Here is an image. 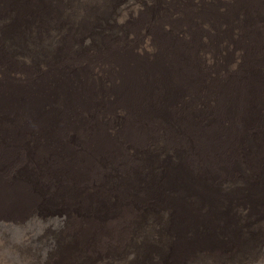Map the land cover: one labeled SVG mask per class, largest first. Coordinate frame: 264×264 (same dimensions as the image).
<instances>
[{"label": "bare ground", "instance_id": "obj_1", "mask_svg": "<svg viewBox=\"0 0 264 264\" xmlns=\"http://www.w3.org/2000/svg\"><path fill=\"white\" fill-rule=\"evenodd\" d=\"M149 2V12L146 6L136 9L141 15L138 24L117 21L127 25L112 31L105 22L98 35L91 24L108 17L115 3L122 6L119 18L125 19L130 2L45 0L38 14L41 21L27 19L28 10L22 8L27 20L22 21L24 24L14 18L10 24L0 23V37L9 26L11 34V42L0 46V55L10 52L28 67L40 63L43 74L61 67L59 72L64 76L60 72V80L68 79L73 88L78 84L79 106L90 112L83 121L73 123L61 117L44 121L38 127L43 136L21 139L6 128L11 112L7 109L0 116V159L26 154L30 159L37 155L49 164L65 161L69 170L75 168L73 174L83 173L82 181H75L78 185L85 189L91 182L97 185V196L87 197V206L91 202L96 205L95 217L87 229L77 228L82 231L79 246L72 247L66 260L62 258L65 264L79 248L101 247L117 254L131 240L142 257L141 264H168L171 251L182 248L196 233L202 237H194L202 241V252L192 261L245 264L264 242V0ZM9 12L8 8L0 9V21ZM163 23L168 25L166 32L160 31ZM217 28L221 36L214 37ZM132 39L142 45L143 52L150 48L152 56L147 65L137 58L127 61L122 54H110L96 63L105 85L89 105L82 106L90 84L84 75L78 77L83 78L85 87L78 77L73 81L68 76L71 60L78 61L77 68L85 67L91 62V53L126 46ZM169 58L174 62V78ZM97 80H93L95 86L100 82ZM41 87L45 97L50 87ZM61 88L60 84L59 94ZM175 94L179 103L169 113L164 109ZM64 101L72 103L70 97L62 96L59 106ZM159 101L166 107L160 112L158 108L152 110ZM3 106L11 108L12 104ZM17 107L18 122L26 124L43 104L39 108ZM238 161H242L245 173L236 172H242ZM241 213H246L245 218L241 219ZM239 219L242 232L238 235ZM212 231L232 245L246 236L249 239L242 248L218 244L216 252ZM76 243L73 236L68 245Z\"/></svg>", "mask_w": 264, "mask_h": 264}, {"label": "rangeland", "instance_id": "obj_2", "mask_svg": "<svg viewBox=\"0 0 264 264\" xmlns=\"http://www.w3.org/2000/svg\"><path fill=\"white\" fill-rule=\"evenodd\" d=\"M35 1L29 3L19 0H0V9H10L8 17H6L4 21H0V23L10 24V21L14 18V21H18L22 25L24 24L22 21H27L25 15H27V19H32L31 21H35L34 18L41 21L38 14L41 10L42 2L45 0ZM118 2L127 4L130 2V4H128V9L130 11L126 18H119V14L122 13L119 9L122 6L117 7L115 3L108 17L103 16L102 18H98L96 22L91 24L94 34L98 35L102 33V26L105 22H108L107 26H110L112 31H114L118 25L122 27L127 25V23H118L117 21H130L133 22V25L136 23L138 24V21L141 20V15L136 13V9L144 10L146 6L147 13L151 8L148 7L150 3L149 0H118ZM37 5L39 7H36ZM22 8H24L25 11L26 9L28 10L25 12V15L24 11L22 12ZM16 9L17 16L15 17ZM219 9L223 10L221 8ZM88 21L92 20L90 19ZM176 21H180V19L177 18ZM130 22L128 26H130ZM230 22L233 23L231 29L235 32L236 23L232 16ZM203 25L204 23L201 24V27ZM18 28H20V24L19 26L16 25L12 31L16 32ZM167 28L168 25L163 23L160 27V31L166 32ZM219 36H221V31L217 28L214 37ZM10 38L9 26L5 30V34L0 37V46H4L3 42L10 41ZM100 40L104 41L105 38L102 37ZM91 43L93 44L94 42L91 41ZM141 47L142 45L140 43L137 44L134 39H132L126 46L111 47L101 53H91V55H88L90 58L92 57L91 62L85 67L79 66L77 68L75 63L78 64V61L71 60L68 66V76L70 75L73 81H77L79 78V84L85 87L83 78L80 76L78 77V74L84 75L85 79L87 77L85 81L90 84L87 92L83 96V105H81H89L94 95L100 93V89H102L101 85H105L106 83L104 76H100L98 63H101V61L110 54H122L127 61L137 58L147 65L152 56L151 50L146 47L143 52ZM4 49L6 48L4 47ZM16 58L17 56L10 52H1L0 55V116L7 109H11L9 125L6 128L14 137L18 136L21 139H25L29 136H43V130L38 127L42 125L44 121H54L56 119L55 117H61L66 119L67 122L73 123L74 121L78 122L79 119L83 121L84 117L90 114L89 111L79 106L80 98L78 95L80 91L78 84L74 83L75 87L73 88L71 83L67 82L68 79L60 80L61 71L59 72V70L61 67L58 66L59 70L53 73L43 74L39 72L41 67L40 63H37L36 67H28L27 64L22 65ZM145 58L148 59L145 60ZM173 64L174 62L169 58L170 74L174 78L175 73L171 67ZM159 65L164 64L159 63ZM100 70L104 69L100 68ZM62 72L61 76L63 78L64 72ZM92 79L94 81L97 79L100 80L97 86H95V82ZM60 84L62 88L59 94ZM41 86L52 87V90L48 88L46 91L47 94L43 97V89ZM88 90L90 91L88 92ZM178 90L182 96H185V93L180 88H178ZM186 91H188V89H186ZM34 93L35 99H33ZM62 96L70 97L73 104L64 101L63 106H59ZM187 102L188 104L191 103L190 100ZM178 103L179 100L176 95V97L170 101V105L164 110L172 113L171 107L173 106L176 109V104ZM3 104H12V106L9 108L3 106ZM19 104L25 105L26 108L28 106L31 108H39L42 104L43 107L29 118L26 124H22L18 122V117L15 116L20 114L19 111H15V109H18L17 106ZM51 107H53V109H51ZM162 107L166 106H162L159 101V104L155 108H152V110L158 108V112H160ZM103 110H105L104 104ZM212 112L217 113V110L213 109ZM48 114L51 116L48 117ZM49 130L50 129H48V131ZM29 154L33 155L31 152ZM235 156L238 157L237 154ZM242 164V161H238L236 164L240 166L241 171L243 169ZM74 170L75 168L69 170L65 161L58 160L49 164L37 155L33 156L31 159L26 154L0 159V264H65L62 258L66 260L72 247L74 245L79 246V235L82 231L77 230V228H88L89 223L95 217L93 211L96 208L93 202L87 206L89 203L87 197L97 196L94 190V188H97V185L91 182L87 189L78 185L75 181H82L81 175L83 173L81 171H76V173L73 174L72 172H74ZM236 172L245 173L246 170ZM234 183H236V181ZM222 187L225 191H229L228 186L224 185ZM238 203L241 202L238 200ZM245 205L250 207V209H255L254 205L250 203H246ZM163 214L166 215L165 212H163ZM241 214V219L245 218L243 216L246 215V213ZM239 221V225L236 226L238 228V235L242 232L241 220L239 219ZM170 223L172 226L173 222L170 221ZM207 224L209 229L212 230L211 224ZM189 227L195 230L194 226ZM218 230L222 231V229ZM224 232L227 234L228 228H225ZM197 234L198 237L202 239L200 234L196 233V235ZM218 234L212 231L211 239L214 242L213 245H215L212 246V248L216 252L219 249L218 244L224 247L239 245L242 248V246H246L245 240L249 239V236H246L241 242L232 245L229 239H222L221 235ZM232 234L233 236H237L234 231H232ZM73 236H75L77 243L68 245ZM194 237L190 242L185 243L182 248L174 253L171 251L168 264L201 263V259L192 261L193 258L199 256L197 255L198 252H202V241L198 237L196 241ZM130 245L117 254H110L101 247L79 248L75 251L73 257L67 264H141L142 257L133 248L132 240L130 241ZM107 253L108 255L105 257L104 255ZM188 257H190V260H188ZM245 264H264V242L259 245L254 254L247 258Z\"/></svg>", "mask_w": 264, "mask_h": 264}]
</instances>
